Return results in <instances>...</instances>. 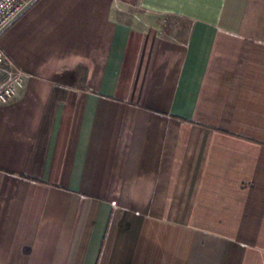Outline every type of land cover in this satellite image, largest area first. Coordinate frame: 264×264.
Returning a JSON list of instances; mask_svg holds the SVG:
<instances>
[{"label":"crops","instance_id":"1","mask_svg":"<svg viewBox=\"0 0 264 264\" xmlns=\"http://www.w3.org/2000/svg\"><path fill=\"white\" fill-rule=\"evenodd\" d=\"M0 49V264H264V0H36Z\"/></svg>","mask_w":264,"mask_h":264},{"label":"built area","instance_id":"2","mask_svg":"<svg viewBox=\"0 0 264 264\" xmlns=\"http://www.w3.org/2000/svg\"><path fill=\"white\" fill-rule=\"evenodd\" d=\"M36 0H0V36L18 18H20ZM11 67L2 50L0 49V70L3 67ZM14 77L1 86L0 104H7L12 101L24 86L25 75L16 69Z\"/></svg>","mask_w":264,"mask_h":264},{"label":"rangeland","instance_id":"3","mask_svg":"<svg viewBox=\"0 0 264 264\" xmlns=\"http://www.w3.org/2000/svg\"><path fill=\"white\" fill-rule=\"evenodd\" d=\"M10 70L9 68L7 69L5 66L0 70V88L16 74L14 69L11 68Z\"/></svg>","mask_w":264,"mask_h":264}]
</instances>
